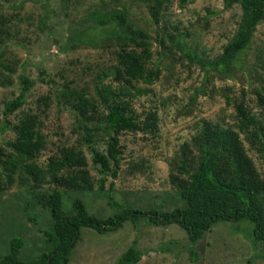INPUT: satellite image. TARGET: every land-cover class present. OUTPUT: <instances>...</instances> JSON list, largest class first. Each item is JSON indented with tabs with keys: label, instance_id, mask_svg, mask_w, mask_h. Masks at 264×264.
Here are the masks:
<instances>
[{
	"label": "rangeland",
	"instance_id": "obj_1",
	"mask_svg": "<svg viewBox=\"0 0 264 264\" xmlns=\"http://www.w3.org/2000/svg\"><path fill=\"white\" fill-rule=\"evenodd\" d=\"M150 3L147 0H0L1 18L6 22L1 27L4 33L0 42L3 60L11 67L12 83L6 87L0 85V147H6V141L14 136L9 129H1L2 123H16L24 111H29L38 115L42 123L40 131L45 136L40 164L63 146H73L83 152L93 179L92 187L63 192L61 209L65 216L74 215L72 199L75 197L83 201L89 214L99 219L126 208L167 212L183 207L185 203L177 192L178 182H174L170 173L176 174L172 165L175 154L183 142L191 141L201 120L236 129L235 99L243 100L252 112L264 118L255 95L256 90L264 87V20L257 25L233 74L221 78L217 71L205 73L198 63L189 61L180 47L170 48L166 35L188 31L181 40L198 55L204 53L211 58L234 33L241 13L239 6L234 4L226 9L223 0H169L163 3L155 23ZM113 10L122 13L133 29L147 34L152 52L148 66H157L159 76L152 84L130 79L131 89L125 96H116L123 81L112 80L110 76L104 83L112 85L116 92L107 101L125 98L140 117L155 109L158 132L155 135L144 130L121 133L117 176L112 178L108 174L104 189L99 190L98 167L92 164L91 151L84 142L83 123L54 89L60 93L58 89L66 84L94 94L98 73L114 75L111 69L119 67L117 51L126 44L131 49L133 45L123 42L129 30L118 25L115 33L106 27L112 21L107 15ZM101 25L105 26L108 36L93 43L90 40L93 36L98 40L97 28ZM61 46L66 48L61 50ZM22 64L25 68L22 71L33 85L24 105L5 117L2 107L19 92ZM227 95L230 104L226 103ZM102 111L99 107L96 115ZM96 121L89 124L97 127L93 132L94 144L104 151L105 125ZM240 137L257 170L264 175V162L255 150L256 144L250 145V135L246 132H241ZM28 216H34L35 220ZM52 231L51 212L38 203L30 186L17 182L0 190V259L9 252L10 240L14 237L23 241L18 252L21 261L49 252L52 245L45 242V234ZM134 240L142 253L135 264H264V244L254 240L252 225L248 222H216L193 243L178 224L155 225L145 218L135 225L126 220L120 228L106 233L81 227L67 264H115Z\"/></svg>",
	"mask_w": 264,
	"mask_h": 264
},
{
	"label": "trees",
	"instance_id": "obj_2",
	"mask_svg": "<svg viewBox=\"0 0 264 264\" xmlns=\"http://www.w3.org/2000/svg\"><path fill=\"white\" fill-rule=\"evenodd\" d=\"M147 1L151 2L150 14L157 23L163 3L169 0ZM234 4L240 8V17L234 33L218 54L210 58L204 53L200 56L194 49L191 50L187 43L181 40L187 36L188 31L178 32L177 35L168 33L166 36L170 41V48L180 47L185 57L198 63L205 73L214 70L221 78H229L241 55L248 49L257 25L264 20V0H223L226 9ZM1 17L0 14V36L4 33L1 27L6 26ZM107 19L112 20L106 23L110 31L116 33L115 27L118 25L129 30L128 35L124 34L123 42H132L133 45L132 49L126 44L117 51L119 67L111 69L114 75L111 72L98 73L94 94L85 88L66 84L58 89L60 93L54 89L56 94H60L66 100L69 110L81 120L79 122L83 123L84 142L91 151L92 164L98 167L99 178L96 181L99 190L104 189L108 174L112 178L117 176L121 159L119 145L121 133L144 130L155 135L158 132V115L155 109L148 110L140 117L131 109L124 97V100L107 101L116 92L112 85L104 83L110 76L112 80L123 81L116 96L120 94L125 96V92L130 91V79L136 78L152 84L159 76L157 66H148L152 52L147 34L142 33L140 29H133L132 25L126 22L124 15L117 10L108 13ZM206 27L204 24L203 28ZM97 30L98 40L93 36L90 40L93 43L108 36L105 26L101 25ZM160 42L165 43V40L161 39ZM65 48L61 46V50ZM3 59L0 42V85L6 87L12 84L11 67L9 62ZM24 69L22 64L18 75L20 84L18 94L3 104L2 112L5 117L24 105L26 94L33 85V81L22 71ZM227 89L224 88V92ZM255 95L258 105L264 111V87L256 90ZM100 100L101 104L98 105ZM235 101L233 107L236 129L202 119L191 141L183 142L175 154L172 165L176 174L173 175L171 171L170 177L174 182H178L177 192L185 203L183 207L167 212L126 208L104 219L89 214L83 201L77 197L72 199L74 215L65 216L62 212L61 201L65 190H84L92 187L93 179L87 169L85 155L80 149L63 146L57 153L49 155L42 165L38 161L46 141L40 131L42 123L38 115L24 111L18 122L13 124L3 122L1 129H9L14 136L13 139L6 141V147H0V155L3 157H0L2 166L0 190L17 182L19 185L30 186L38 203L50 210L53 231L45 234V242L50 243L52 249L29 261L18 259L23 241L19 237L12 238L9 252L2 256L0 264H67L70 251L79 239L81 227H90L99 233H106L120 228L126 220L135 225L141 218L155 225L176 223L185 230L189 241L193 243L216 222H248L252 225L254 240L264 244V175L257 170L240 137L241 132L250 135V145L253 147L252 143L256 144L255 150L264 162V118L252 112L243 100ZM226 103L230 104L228 95ZM99 107H102L103 111L96 115ZM96 120L105 125L107 144L104 151L94 144L93 132L97 127L89 125L97 122ZM45 183H48L47 187H42ZM112 184L113 182L110 186ZM28 218L35 220L34 216ZM135 243L134 240L132 245L121 253L115 264H135L140 260L142 253L136 248Z\"/></svg>",
	"mask_w": 264,
	"mask_h": 264
}]
</instances>
